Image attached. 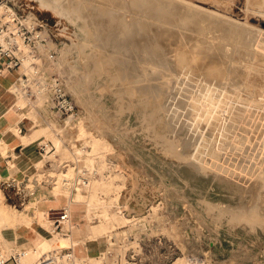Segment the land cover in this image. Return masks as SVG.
Listing matches in <instances>:
<instances>
[{
	"label": "rangeland",
	"instance_id": "374dc122",
	"mask_svg": "<svg viewBox=\"0 0 264 264\" xmlns=\"http://www.w3.org/2000/svg\"><path fill=\"white\" fill-rule=\"evenodd\" d=\"M9 1L19 11L35 15L51 29L58 43V49L53 48L55 55L58 54L56 60L60 67L54 71L63 75L68 90L85 115L79 124L68 119L65 121L63 116L36 111L35 102L30 100L34 106L23 116V120L28 121L25 129L46 125L50 132L45 140L55 143L61 158L76 163L84 157L85 165L98 166L99 175L110 178L100 192L107 199L114 195L115 183L130 178L127 187L121 189L120 205L117 206L130 216L140 207L142 215L132 223L124 221L110 228L95 243L99 251L107 248L108 234L115 232L116 251L124 255L134 253L135 264H264V230L261 225L264 220V0H186L197 5L196 15L190 17L183 13L189 4H184L185 0H176L179 10H168L165 14L167 20L160 19L164 8H156L154 0L143 6L141 15L139 9L137 12L129 10L125 0H118L116 4L109 0L106 3L105 0H81L79 3L84 8L81 10L90 21L91 42H84V38L77 36V24L51 7H42L39 0ZM62 2L68 3L67 0ZM204 14L207 18L220 20L219 24L212 29L211 24L205 27V20L209 19L203 20ZM143 18L148 20V27L135 24ZM128 24L137 26L130 28ZM227 27L246 35V39L236 34L228 38L231 35L224 31ZM63 37L73 38L81 45L84 54L93 57L90 69L80 61L75 73L69 61L60 58ZM124 39H129V44ZM185 56L188 60L184 62L182 58ZM110 57L115 61L113 64L108 60ZM96 58L106 61V68L102 69L103 64H94ZM69 59L76 63L77 52L70 53ZM71 74L83 85L85 105L67 82ZM119 74L145 77L140 82H147L144 86H151L154 90L150 91L158 98L149 91L145 95V98L148 96L143 103L145 106L138 104L121 111V101L126 104L133 101L134 104L138 95H128L131 83L122 82ZM122 88L125 89L121 92ZM144 108L155 114L154 121L149 119L148 135L143 132L138 115ZM127 129L131 135L126 133ZM93 133L108 138L116 153L107 154L104 160L93 159L89 164L81 145ZM42 157L38 168L29 173L21 170L1 180L0 198L3 202L13 204L25 213L28 211L23 206L30 202L25 207L33 212L31 201L54 199L55 185L68 190L65 188L68 184L58 171L70 170L67 175L72 177L76 172L74 164L68 165L67 169L46 161L44 155ZM134 177L138 183L132 190ZM58 194L59 202L66 199L64 193ZM209 202L242 212L243 218L231 223L227 215L218 217L214 213L216 207L214 212V209L209 210ZM73 208L80 212L81 206L74 204ZM118 208L110 204L112 213L120 214ZM34 209L38 215L43 211ZM47 219L50 222V216ZM251 224L257 228L251 229ZM70 232L76 236L79 234L72 228ZM3 247L10 253V249ZM76 247L80 249V243ZM98 253H91L90 258ZM180 257L195 260L183 263Z\"/></svg>",
	"mask_w": 264,
	"mask_h": 264
},
{
	"label": "bare ground",
	"instance_id": "6f19581e",
	"mask_svg": "<svg viewBox=\"0 0 264 264\" xmlns=\"http://www.w3.org/2000/svg\"><path fill=\"white\" fill-rule=\"evenodd\" d=\"M63 0H39V3L42 7H51L56 13H58L59 15H65L67 16L70 20H72L75 24L78 25V31H77V36L80 37V39L84 38V42H87V41H90L89 38L90 36L92 35L91 34V28H90V21L88 19V17L85 15L84 12H82L83 10L81 9H84L83 6L79 3L81 2V0H67L68 3L67 4H63L62 2ZM109 1H113L114 4H116L118 2V0H109ZM149 0H125V5L127 6V8L129 10H133L134 12H137V10L140 12V15H141V12L144 11L143 9V6H145L146 4L148 5V2ZM153 1V0H152ZM151 1V2H152ZM178 1V0H177ZM176 0L173 1V0H154L153 4L156 5L157 4V7L156 8H161L163 7V11L159 14L157 12V14L160 15V19H163V20H167L165 19V14H167L166 12L169 10V11H178L179 10V5H178V2ZM181 2H183L184 0H179ZM180 2V4H181ZM190 2V1H189ZM187 2L186 0L184 1V4L188 3L189 6H186L185 9L183 10V13H184V16H187V17H190V16H193V15H196L197 13V10H196V6L193 4V3H189ZM105 3H106V0H105ZM108 3V2H107ZM122 3V2H121ZM150 3V2H149ZM120 4V3H119ZM183 4V3H182ZM107 5V4H106ZM113 5V4H112ZM152 6V5H151ZM182 6V5H180ZM134 7V9H132ZM149 7V6H147ZM146 8V7H145ZM150 8V7H149ZM200 8V7H199ZM148 9V8H147ZM202 9V8H201ZM86 10V9H85ZM84 10V11H85ZM91 12V11H90ZM156 13V11H154ZM153 12V13H154ZM147 13V12H146ZM145 13V14H146ZM151 13V11H150ZM179 13V12H178ZM182 14V13H181ZM200 14V13H199ZM202 14V13H201ZM200 14V15H201ZM216 14V13H215ZM144 15V14H143ZM153 15V14H152ZM156 14H154L155 16ZM170 15V14H169ZM168 15V16H169ZM204 14L203 15V20H205L208 16ZM89 16V15H88ZM138 16V15H137ZM146 16V15H145ZM158 16V15H157ZM163 16V17H161ZM171 16V15H170ZM124 17V16H123ZM152 17V16H151ZM172 17V16H171ZM135 18V17H133ZM139 18V17H138ZM147 18V17H145ZM154 18V17H153ZM209 20H205L206 21V24H205V21L201 20L204 22L205 24V27L210 25V28L212 29V26L214 25H218L219 24V21L220 20H217L215 18H212L209 16V18H207ZM131 20V19H129ZM135 21L137 19H134ZM133 20V21H134ZM264 20V19H263ZM133 21H131L133 23ZM134 21V22H135ZM151 21V20H150ZM155 21V20H154ZM200 21V22H201ZM100 22V21H99ZM129 21V23H131ZM126 23V22H125ZM131 23V24H132ZM152 23V21L150 22ZM160 23V22H159ZM101 24V23H100ZM103 24H106V23H103ZM135 24L137 25H142L143 27H148V20L144 18L143 19H138L137 22H135ZM134 24V25H135ZM201 24V23H200ZM203 24V26H204ZM208 24V25H207ZM102 25V24H101ZM123 25V24H122ZM129 27L131 26L130 24H128ZM132 25V26H134ZM135 25V26H137ZM108 26V25H106ZM131 26V27H132ZM140 26L142 29L143 27ZM103 27V26H102ZM130 27V28H131ZM160 27V26H159ZM225 27V25L223 26V28ZM264 27V26H263ZM108 28V27H107ZM114 28V27H113ZM166 29V27H164ZM123 29V28H122ZM155 29V27H154ZM162 29V27H161ZM158 30V31H161ZM170 29V28H169ZM204 29V28H203ZM174 30V29H173ZM207 30V29H206ZM205 30V31H206ZM209 30V29H208ZM125 31V29H124ZM145 31V30H144ZM148 31V29H147ZM157 31V32H158ZM225 32H227L229 35L228 38H231L234 36V34L238 35L239 37L241 36V39L245 40L246 39V35H242L240 34L239 32H237L236 30H234L233 28L231 27H227L226 29H224ZM152 32V31H150ZM156 32V31H155ZM133 33V32H132ZM163 33V32H162ZM239 33V34H238ZM128 34V33H127ZM149 34V33H148ZM156 34V33H155ZM161 35V34H159ZM164 35V34H163ZM252 35V34H251ZM254 35V33H253ZM256 35V34H255ZM93 36V35H92ZM122 36V35H121ZM120 36V37H121ZM124 36V35H123ZM122 36V38H123ZM226 36V35H225ZM249 36V35H248ZM259 36V35H258ZM119 37V38H120ZM136 37V35L134 36ZM147 37V36H146ZM165 37V36H164ZM255 37V36H253ZM88 38V40H87ZM127 38V37H126ZM129 38V37H128ZM144 38V37H143ZM156 38V37H155ZM154 38V39H155ZM171 38V37H170ZM118 39V38H117ZM121 39V38H120ZM132 39V38H130ZM140 39V38H139ZM147 39V38H146ZM153 39V40H154ZM163 39V38H162ZM168 39V38H167ZM239 39V38H238ZM251 39V38H250ZM254 39V38H252ZM119 40V39H118ZM126 39H124L125 41ZM129 40V39H127ZM127 44H129L127 41ZM133 40H135L133 38ZM132 40V42H133ZM151 40V39H150ZM258 40V38H257ZM136 41H137V37H136ZM142 41V39H141ZM155 41V40H154ZM165 41V40H164ZM177 41V40H176ZM182 41V40H181ZM255 41V40H254ZM62 42H63V47L60 51V58H62V60H65V61H69L70 63V66H71V69L73 72L76 73L77 70V67H79V62L82 61L84 66H86L88 69H90V64L92 63V60L91 58V55H88L90 57H88L86 54L83 53V48L81 47V45L76 42L73 38H68V37H63L62 38ZM91 42V41H90ZM125 42V43H126ZM136 43V42H135ZM138 43H141L140 41ZM144 43V42H143ZM149 43V42H148ZM163 43V42H162ZM51 46L53 47H56L58 49V43L56 42V40H51L50 42ZM83 44V43H82ZM145 44V43H144ZM158 44V43H156ZM166 44V43H165ZM164 45V44H163ZM213 45V44H212ZM228 45V44H226ZM157 46V45H156ZM155 46V47H156ZM161 47V46H160ZM165 47V46H164ZM231 47V46H230ZM158 48V47H157ZM163 48V47H161ZM154 50V49H153ZM163 50V49H162ZM240 51V50H239ZM73 52H77L78 54V60L76 63H73L71 62V60L69 59V54L70 53H73ZM243 52V51H242ZM192 53V52H191ZM225 53V52H224ZM57 55H51V53H49V63H48V67L52 70L58 68V62L56 60L57 58ZM225 55V54H224ZM106 56V55H105ZM108 56V55H107ZM106 56V57H107ZM87 57V58H86ZM157 57V55H156ZM167 57V56H166ZM104 58V57H102ZM109 58V57H108ZM114 58V57H113ZM192 58V57H191ZM110 57V60L111 61V64H113L115 61ZM121 59V58H120ZM183 61H187L188 58L187 56L183 57L182 58ZM190 60V59H189ZM192 60V59H191ZM76 61V60H75ZM122 61V60H121ZM174 61V60H173ZM202 61V60H201ZM101 62V63H100ZM120 62V61H119ZM170 62V61H169ZM218 62V61H217ZM60 63V62H59ZM93 63L96 64L97 66H99L100 64H103L101 65L102 66V69L103 68H106L107 64H106V61L102 62V59L100 60H97L96 58V63L95 61L93 60ZM182 63V62H181ZM180 63V64H181ZM187 63V62H186ZM190 63V62H189ZM185 64V63H184ZM132 66V65H131ZM210 66V65H208ZM230 66V65H229ZM219 67V66H218ZM60 68V67H59ZM187 69V68H186ZM219 69V68H218ZM17 73L19 72L17 69H14ZM196 70V69H195ZM216 71V69L214 70ZM234 71V70H233ZM90 70H88V75H90ZM237 72V71H236ZM78 73V72H77ZM148 73V72H147ZM192 74V73H191ZM215 74V73H214ZM220 74V73H219ZM228 74V73H227ZM19 75V74H18ZM144 75V74H143ZM152 75V74H151ZM154 75V74H153ZM185 75V74H184ZM187 75V74H186ZM185 75V76H186ZM119 76L121 77L122 82H129L131 83V86H130V90H127L129 91V96L131 97V95H138V101H136L134 104H133V101H130L129 104H126L125 101H121L120 102V109L121 111L124 110L126 107H134V106H138V104H141L143 106H145L143 103L145 101L146 98H148V96L145 98V95H148V93H150L151 91L150 90H154L152 89L151 86L149 87H145L144 85L147 84V82H140V80L144 79L143 77L141 76H138L137 78V75L134 74L132 76H124V74H119ZM175 76V75H174ZM192 76V75H191ZM194 76V75H193ZM150 77V76H149ZM153 77V76H152ZM156 77V76H154ZM115 78V76H114ZM127 80H126V79ZM170 78V77H169ZM177 78V77H176ZM197 78V77H195ZM147 79H148V76H147ZM157 79V78H156ZM192 79V78H191ZM68 81V84L70 86V88L76 93L77 97L79 98L78 100L85 105V99L83 98V95L85 92H83V85L81 84V82H77L74 75L71 74L70 78L67 79ZM180 80V79H179ZM182 80V79H181ZM188 80V79H187ZM17 81H18V78L14 81V84H13V90L16 89V84H17ZM145 81H148V80H145ZM150 81V80H149ZM157 81V80H156ZM216 81V80H215ZM136 82V83H135ZM140 82V83H139ZM151 82V81H150ZM191 82V81H190ZM188 82V83H190ZM170 83V82H169ZM168 83V84H169ZM182 83V82H181ZM184 83V82H183ZM176 85V84H175ZM185 85V84H184ZM187 85V84H186ZM192 86V85H191ZM154 87V86H153ZM183 87V86H182ZM159 88V87H158ZM189 88V87H188ZM199 88V87H198ZM125 88H122L120 91L122 92ZM161 89V88H160ZM201 89V88H200ZM164 90V89H163ZM171 90V89H170ZM188 90V89H187ZM119 91V92H120ZM150 91V92H149ZM156 91V90H155ZM183 91V90H182ZM148 92V93H147ZM153 92V91H152ZM151 94H153V96H156L155 92H153ZM164 92V91H163ZM19 94V97H20V101H19V105H21L23 108H24V111H23V114H22V117L24 115H27L30 113L31 111V108H32V101H30V99H28L26 96H24L22 93L20 92H17ZM147 93V94H145ZM159 93V91H158ZM163 94V93H162ZM182 94V93H181ZM186 95V94H185ZM150 96V95H149ZM188 96V94L186 95ZM120 97L122 99H124V97L120 94ZM157 97V96H156ZM154 98V97H153ZM158 98V97H157ZM162 99V98H161ZM147 100V99H146ZM192 100H195V98H192ZM158 101V99H157ZM161 101V100H160ZM188 101V100H187ZM151 102V101H150ZM195 101H193L194 103ZM149 103V102H148ZM152 103V102H151ZM147 104V103H146ZM156 104V103H155ZM182 104H184L182 102ZM192 105V101L190 103ZM162 105V104H161ZM34 106V105H33ZM148 106V104L146 105ZM159 106V105H158ZM163 106V105H162ZM166 106V105H165ZM194 106V105H193ZM164 107V106H163ZM182 107V106H181ZM241 107V106H240ZM147 108V107H146ZM142 109L139 113L138 111V115L142 121V129H143V132L148 135V133L150 134V131L148 130V122H149V119H152L153 117L155 118V114H152L148 112V109ZM160 109V108H159ZM109 113V112H107ZM155 113V111H154ZM157 116V114H156ZM163 116V115H162ZM85 118V115L83 114V116L81 118L78 119L77 121V124H79L80 120H84ZM154 118H153V121H154ZM23 119V118H22ZM161 119V118H160ZM159 120V118H158ZM166 120V119H165ZM151 122V121H150ZM156 122V120H155ZM159 123H162L161 121ZM153 125V123H151ZM156 125V124H155ZM166 125V124H164ZM163 125V127H164ZM154 127V126H153ZM161 127V128H163ZM166 127V126H165ZM172 127V126H171ZM149 128H151V125L149 123ZM13 129L15 130V132L18 134L19 137H21V140L23 142V147H22V151L23 154L25 155V157L28 158L29 162H30V165L32 166V168L36 169L38 168V165L40 166L42 164V161H43V157L42 155L45 156L46 160H47V155L46 153H42L40 150V152L36 149L37 147H33V148H30L31 145H36L38 142H40V140H44V137L46 135L49 134V129L48 127L45 125V126H36L34 127L31 131H26V130H23L21 125H20V122H18L17 124H15L13 126ZM174 129V128H173ZM82 130V129H81ZM84 131V130H83ZM158 131V130H157ZM177 131V130H176ZM231 131V130H230ZM229 131V133H230ZM161 132V131H160ZM159 132V133H160ZM126 133L129 135L131 132L127 129L126 130ZM155 133H156V129H155ZM178 134V133H177ZM83 135V134H82ZM131 135V134H130ZM171 136V135H170ZM154 137V136H153ZM161 137V136H159ZM172 138V137H171ZM222 138V137H221ZM227 138H228V132H227ZM156 140V139H155ZM165 140V139H164ZM191 140V139H190ZM204 140V139H203ZM181 142V141H180ZM190 142V141H188ZM216 142V141H215ZM233 142V141H232ZM166 143V142H165ZM172 143V142H171ZM174 143V142H173ZM167 144H170L169 142ZM207 144V143H206ZM228 145V144H227ZM230 145V144H229ZM216 146V145H215ZM168 147V145H167ZM171 147L173 146H170V150ZM208 147V146H206ZM114 146L112 144V142L106 138V137H102L101 135H98V134H91L90 137H88V139L86 140L85 143H83L81 145V150L83 151L82 154L85 153V155L87 156L88 158V163L91 164L93 159H100L101 160H104L106 158V155L107 154H112V155H115V151H114ZM184 148V147H183ZM187 147H185L186 149ZM213 148V147H212ZM175 149V148H174ZM177 149V148H176ZM208 149V148H207ZM169 150V149H168ZM209 150V149H208ZM211 150V149H210ZM225 150V149H224ZM58 153H59V150L57 149L56 150ZM173 151V150H172ZM213 151V150H212ZM175 152V150H174ZM224 152V151H223ZM3 153H6L5 150H3ZM17 151H12V157H15L17 156ZM176 153H180L179 152H176ZM176 153H173L174 155ZM259 153V152H258ZM199 154V153H197ZM182 155V154H180ZM256 155H259V154H256ZM197 156V155H196ZM204 157V156H203ZM220 157V156H219ZM59 161L61 162H55L59 167L63 165V167H66L67 169L69 168L68 164H65L64 162L66 161V158H61V155L59 153V156L57 158ZM197 159V158H196ZM219 159V158H218ZM224 159V158H223ZM207 161H209L207 159ZM216 161V160H215ZM11 166L15 165V160L14 159H10L9 160ZM202 162V161H201ZM197 163V162H196ZM102 164V163H101ZM198 164V163H197ZM17 165V164H16ZM69 165H71V163H69ZM87 165V164H86ZM27 166V165H26ZM93 173L94 172V169L97 168L98 170V174H100V169L98 166L94 165V166H90V165H87ZM201 166V165H199ZM203 166L207 167V165H205V163H203ZM28 167V166H27ZM58 167V168H59ZM203 168V167H202ZM66 169V170H67ZM219 169V168H218ZM54 170V169H53ZM136 170V169H135ZM57 171V170H55ZM54 172V171H53ZM137 172V171H136ZM59 173V176H63V179L65 181V183H67L68 185H65V188L68 189L67 191H64L58 184L54 186V200H58L59 198V194L58 193H64L66 195V202L70 204V206L72 207V222L70 224V226L73 227V230L75 232H79V234L74 235L75 233H71L70 234H62L61 232H55L53 231L52 227H51V223L48 222V219L47 217L51 215V213L57 211L59 209V207H49V208H40L39 206V202L42 200V199H38L36 198L35 200H32L31 203H33L34 207L36 209H40L42 212L41 214L39 215V217L37 219L31 217L30 215H28L27 213H23L22 216L18 217L17 214H12V210L11 209H6V206L4 204V202L2 201V199L0 198V244H2L1 242H4L6 241V236L4 235V229H9V228H15L17 225H26V226H30V227H33L37 230V236H36V241L34 244H31L29 245L27 248L25 249H19V251H22L23 253V257L25 260H32L34 258H37L39 255H41L42 253L46 252V251H49L51 249H55V248H59L61 246H65L67 245L72 239L74 236L75 237V241L73 239V242H78L80 243V249H81V256L83 259L85 260H89L91 264H97L95 261L97 260L99 263L100 262H103L102 260V256H101V252H99L98 254L94 255V257L92 256V258H90L91 256V253L89 252V244H88V240H96V239H100L102 238V236L112 227H114L115 225H118L122 222H131L134 221L135 219H137L138 217H140L142 214L140 212V207L136 208V213L135 214H131L132 216L126 214V212L124 211V209H119L118 208V203H119V199H120V192H121V189L122 187H127L128 185V182H129V179L130 178H126L124 180V182H118V183H115L114 185V195L110 198V199H107L105 198L104 196L101 195V188L103 186H107L108 183L110 182V178L108 179L107 177H105L104 174H102L101 176H97L96 174H92V177L89 181V183L84 187V186H79L77 189H74L73 187H71V185L69 184L70 181L68 180L69 177L71 176H68L67 174L70 173V170L68 171H65V170H60L58 171ZM252 174V173H251ZM135 175V174H134ZM60 178V177H59ZM133 181V187H132V190H134V186H136L138 183V179L134 177V179L132 180ZM131 183V181H130ZM68 187H71V188H68ZM138 187V186H137ZM142 187V186H141ZM130 188V187H129ZM128 190V188H127ZM130 191V190H129ZM138 193V192H137ZM125 195H126V192H125ZM130 195V194H129ZM135 196V195H134ZM139 196V195H138ZM127 197V196H126ZM136 197V196H135ZM51 198V197H50ZM49 199V198H48ZM125 201V200H124ZM127 201V200H126ZM123 202V201H122ZM126 203V202H125ZM74 204H79L81 206V209H80V212H77V216L75 215V212H74ZM110 204L111 206L113 205L114 207L118 208L120 214H115L114 212L112 213L111 209H110ZM128 204V203H127ZM27 205H30V202L27 204ZM120 205V203H119ZM123 205V204H122ZM130 206V205H129ZM140 206V205H139ZM226 206V205H225ZM133 207V206H132ZM131 207V208H132ZM208 207L210 208L209 210H213L215 207L217 208V210L215 211V209L213 210V212L218 216V217H222V216H225L227 215V219L228 221H230L231 223L233 222H236L237 219H241L243 218V213L242 212H237L236 210H233V208H230L228 209V206L227 207H224V206H219V205H215V204H212L209 202V205ZM126 208H127V205H126ZM130 209V208H129ZM134 210V209H133ZM14 212H16V208H14L13 210ZM252 212H255V211H252ZM134 213V212H133ZM141 214V215H140ZM256 214V213H254ZM146 216V215H144ZM85 219L84 221H82L81 219ZM247 218H245L246 220ZM51 220V219H50ZM248 220V219H247ZM246 220V221H247ZM263 220V219H262ZM250 221V220H248ZM70 222V221H69ZM68 222V223H69ZM250 223H252L250 221ZM67 225V224H66ZM261 225H263V230H264V220L263 222L261 223ZM71 227V228H72ZM251 229H255L257 228V226H254V225H250L249 226ZM125 231V230H124ZM56 233V235L54 233ZM80 236V237H79ZM60 238V239H59ZM58 240H60V242H58ZM7 243V242H6ZM93 243V242H92ZM82 244H84V247L82 246ZM6 246V245H5ZM10 246V245H9ZM12 247V246H10ZM9 247V249H10ZM8 248V247H7ZM85 249H87L88 251H85ZM5 248L3 247V244L0 245V252L2 253H8L6 251H4ZM12 253V252H11ZM9 254V253H8ZM189 259V258H188ZM195 260V259H194ZM193 257L190 258V260H186L185 258L183 257H180V262H183V263H187L189 262H193Z\"/></svg>",
	"mask_w": 264,
	"mask_h": 264
},
{
	"label": "built area",
	"instance_id": "2783aa9c",
	"mask_svg": "<svg viewBox=\"0 0 264 264\" xmlns=\"http://www.w3.org/2000/svg\"><path fill=\"white\" fill-rule=\"evenodd\" d=\"M53 39L51 29L35 15L19 11L9 0H0V73L14 69L19 71L16 89L12 92L15 95L20 92L35 102V110L40 113L63 116L64 120L68 119L69 122L78 121L84 111L68 90L63 75L47 66L50 61L49 53L55 55L56 51L50 44ZM36 147L49 155L46 161L60 162L57 159V147L50 139L38 142ZM64 163L75 166V174L68 178L74 189L85 187L92 174L99 173L97 168L93 173L85 165L84 157H80L76 163L72 159H66ZM71 216L72 207L65 202L50 215L53 231L69 234L71 228L66 224ZM108 238L110 241L107 248L101 252L102 263H136L134 253L124 255L116 251L115 232L108 234ZM77 244L71 240L70 244L46 251L29 261L24 259L22 251L9 254L0 252V264H91L89 260L82 258V251L77 249Z\"/></svg>",
	"mask_w": 264,
	"mask_h": 264
},
{
	"label": "crops",
	"instance_id": "0c3cea01",
	"mask_svg": "<svg viewBox=\"0 0 264 264\" xmlns=\"http://www.w3.org/2000/svg\"><path fill=\"white\" fill-rule=\"evenodd\" d=\"M17 77L18 74L15 70L4 71L3 73H0V182L5 176H10L12 174L16 175L21 170L29 173V171L33 169L28 158L25 157L23 152H21L23 147L21 137H19L13 129V126L20 122L23 130H31L30 127L28 129H25L27 127L28 121L22 119L24 108L19 105V94L17 93L15 95L12 92L13 84ZM19 107H22V109H20ZM45 138L49 137H44V140ZM3 150H5L6 153H3ZM14 150L18 153L17 156L12 157V151ZM10 159L15 160V165L11 166L9 162ZM64 202H66V199L61 202L56 199H45L44 201L39 202V206L40 208L44 209L52 206L60 207V205H62ZM4 204L6 206V209L12 210V214H17L18 217L23 215L24 212L17 208L15 205L7 204L5 202ZM27 204L28 202L23 206L24 210H27V214L29 213L32 215V217L37 219L39 215L34 212L35 207L33 206V212H31L28 207H25ZM14 208H16V212L13 211ZM75 209L76 208H74V212L77 216V211ZM71 222L72 216L70 222L67 223L66 226L71 228ZM54 234L56 235V233ZM4 235L6 236L7 240L2 242V244L3 246L6 245L5 247H8V249L10 246H12L10 247V250H8L11 253L18 248L25 249L29 245L34 244L36 241L37 230L33 227L22 224L17 225L15 228L12 227L9 229H4ZM99 240L100 239L87 241L89 244L90 253L100 252V249H98V245L95 246V243L99 242Z\"/></svg>",
	"mask_w": 264,
	"mask_h": 264
}]
</instances>
